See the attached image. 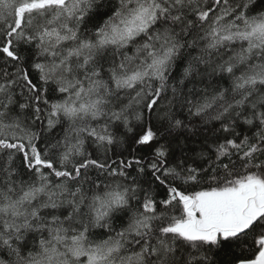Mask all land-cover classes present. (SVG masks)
I'll use <instances>...</instances> for the list:
<instances>
[{"label": "snow or ice", "instance_id": "obj_1", "mask_svg": "<svg viewBox=\"0 0 264 264\" xmlns=\"http://www.w3.org/2000/svg\"><path fill=\"white\" fill-rule=\"evenodd\" d=\"M0 264H264V0H0Z\"/></svg>", "mask_w": 264, "mask_h": 264}]
</instances>
